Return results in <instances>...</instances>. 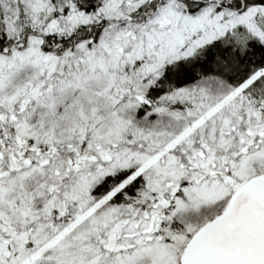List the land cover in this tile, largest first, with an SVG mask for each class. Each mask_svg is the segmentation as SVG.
<instances>
[{"label":"snow or ice","instance_id":"snow-or-ice-1","mask_svg":"<svg viewBox=\"0 0 264 264\" xmlns=\"http://www.w3.org/2000/svg\"><path fill=\"white\" fill-rule=\"evenodd\" d=\"M0 264H264V0H0Z\"/></svg>","mask_w":264,"mask_h":264}]
</instances>
